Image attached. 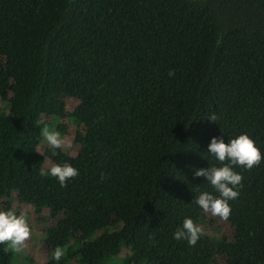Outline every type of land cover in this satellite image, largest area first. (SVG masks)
I'll return each instance as SVG.
<instances>
[{"label": "trees", "instance_id": "16d2710c", "mask_svg": "<svg viewBox=\"0 0 264 264\" xmlns=\"http://www.w3.org/2000/svg\"><path fill=\"white\" fill-rule=\"evenodd\" d=\"M0 100V209L45 213L46 264H264V159L235 169L231 239L173 238L218 195L193 175L213 136L264 154V0H0ZM42 117L74 125L76 155L43 147ZM46 159L78 175L62 187Z\"/></svg>", "mask_w": 264, "mask_h": 264}, {"label": "clouds", "instance_id": "9594fccd", "mask_svg": "<svg viewBox=\"0 0 264 264\" xmlns=\"http://www.w3.org/2000/svg\"><path fill=\"white\" fill-rule=\"evenodd\" d=\"M168 75L172 77L174 73L169 71ZM208 119L213 122L215 117ZM41 135L47 145L53 149H60L65 145L60 133L50 130L48 126L43 127ZM207 153L214 158L217 164L194 169L193 175L198 178L202 177L218 195L201 191L195 195L192 202L204 212L227 220L231 213L229 201L239 196L238 187L241 186L243 180L242 175L235 169L237 167L252 169L264 159V154L247 133H241L231 139L227 138V141L224 135L213 136L207 146ZM48 175L56 178L63 187L69 179L78 175V170L67 162L52 164ZM202 235V227L190 217H185L182 224L173 232L174 239L184 240L189 246H194ZM29 236L30 227L24 215L17 214L10 209H0V244L6 243L13 251L20 253ZM62 255V249L57 247L52 258L59 261Z\"/></svg>", "mask_w": 264, "mask_h": 264}, {"label": "rangeland", "instance_id": "374dc122", "mask_svg": "<svg viewBox=\"0 0 264 264\" xmlns=\"http://www.w3.org/2000/svg\"><path fill=\"white\" fill-rule=\"evenodd\" d=\"M66 104L67 111L71 112L74 107L78 104L75 99L70 97L63 98ZM4 105L0 100V111H4ZM42 121L48 126L50 130H54L60 133L61 137L65 141L63 148L68 150V152L74 156L78 153L80 146L74 142V125L65 118L56 120L52 117H42ZM43 147L49 146L45 141H43ZM53 163L46 159L44 163V171L48 174V170ZM13 209L17 214H22L26 217L27 222L30 227V236L25 241L24 247L20 253H17V257L14 264H46L49 258V252L42 241L43 230L49 226L46 222V215H36L31 206H21L18 205L17 201L13 197ZM204 222L201 224L204 232L213 238L225 237L231 239L234 233V228L230 223L221 219L219 216H213L211 213L203 212ZM128 251L123 250L121 252V257L127 254ZM30 260L32 262H30ZM210 264H226V262L220 258L216 257Z\"/></svg>", "mask_w": 264, "mask_h": 264}]
</instances>
